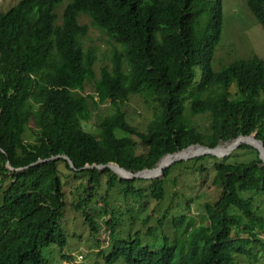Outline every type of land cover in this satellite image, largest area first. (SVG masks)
<instances>
[{
	"label": "trees",
	"instance_id": "trees-1",
	"mask_svg": "<svg viewBox=\"0 0 264 264\" xmlns=\"http://www.w3.org/2000/svg\"><path fill=\"white\" fill-rule=\"evenodd\" d=\"M63 1L19 0L0 11V264H47L42 249L64 248L60 221L68 203L60 164L86 181L83 189L81 183L77 187L79 198L69 203L81 212L84 225L97 230L89 213L92 200L104 202L98 215L112 214L106 221L111 243L107 264H253L252 249L260 243L257 230L264 234V166L252 147L240 148L255 153L246 161H230L233 155L192 160H214L212 184L220 187L221 196L205 203L207 224L193 227L185 216L175 217L174 240L162 233L160 244L143 240L140 228L132 229L135 219L119 237L125 223L117 224L118 213L107 208L108 194L115 191L141 206L147 197L158 204L162 180H122L108 169L74 171L61 158L37 163L65 155L75 169L116 163L141 170L162 154L193 143L214 147L219 140L252 133L264 142V60L237 61L215 72L211 68L221 0H67L58 17ZM245 4L264 29V0ZM81 15L120 47L111 66L97 74L95 51L82 46L88 27L79 23ZM87 81L94 92L84 96L80 92ZM130 96L155 105L144 131L128 121L124 109ZM90 105L107 106L96 124L89 122ZM197 115L209 120L207 127L194 123ZM103 179L104 195L98 199L95 191ZM142 182L148 183L147 195L137 186ZM166 214L164 210L158 220L161 227Z\"/></svg>",
	"mask_w": 264,
	"mask_h": 264
},
{
	"label": "rangeland",
	"instance_id": "rangeland-1",
	"mask_svg": "<svg viewBox=\"0 0 264 264\" xmlns=\"http://www.w3.org/2000/svg\"><path fill=\"white\" fill-rule=\"evenodd\" d=\"M207 1L214 2L215 0ZM18 2L19 0H0V11L5 12ZM66 4L67 0H64L56 9L58 17L62 15V10ZM220 8L221 29L211 61L212 70L214 72L218 71L237 61H246L253 58L264 60V29L247 9L245 0H221ZM201 18L204 20L206 17L202 15ZM78 21L88 27L87 35L82 39V46L84 49L91 48L95 51L96 60L93 67L97 74L101 67L111 66L112 54L115 50L120 52V47L111 41L104 32L92 27L90 19L86 16L81 15ZM93 92V84L87 81L80 93L86 96L93 94ZM234 92L235 88L232 86L230 93L234 94ZM106 108V105H90L91 117L89 122L98 123L105 116ZM154 109L155 105L146 104L141 98L130 96L124 110L129 123L139 131H144L152 118ZM194 123L203 129L207 127L209 120L204 115H197L194 116ZM242 146L230 152L225 158L233 155L230 161L253 159L255 156L254 151L240 149ZM214 158L217 160L224 159ZM193 159L182 161L184 163L179 165L175 164L180 162L172 164L156 178L163 181L164 191L163 199L158 204L147 197L145 200L148 203L141 206L132 201L130 196L123 200L116 191L108 194L110 206L107 209L118 213L117 224L125 223V226H120L122 233L118 235L119 237H123V234L128 231L131 219L137 221L132 229L140 228L143 240L157 244L162 243V233L168 237L170 242L174 240L175 231L172 219L175 217L185 216V219L190 221L193 227L207 224L205 203L213 204L217 201L221 196V189L219 186L212 184L214 177L212 164L214 160L206 158L199 162H192ZM201 164L204 166L203 170H200ZM171 167L173 168L170 174L165 178L164 172ZM59 171L64 176L62 181L67 194L66 203H68L60 221L66 244L62 249L57 245L46 247L41 250L42 256L46 259L47 264H107L104 256L111 252V243L109 239L110 229L106 225V221L112 214L103 213L98 215L97 213L105 206L104 202L101 200L96 201V199L90 201L88 205L92 210L89 213L97 224L96 232L90 230L88 225L83 224L84 217L81 212L75 213L70 207V204H73L79 198L78 193L81 191L80 189L77 190V187L81 183L80 188L83 189L86 181L82 182L81 179H75L63 164L59 165ZM104 182L103 179L101 188L95 191L98 199L104 195ZM137 186L144 189L146 195L149 193L147 190L148 183L142 182ZM256 200L260 209H263L259 199ZM164 210H167V214L162 222L163 227H161L158 225V220ZM114 217L116 218V215ZM142 222H144L143 225H141ZM149 228L153 230L152 233L149 232ZM257 235L260 243L253 246L252 251L255 256L251 259V262L253 264H264V234L257 230ZM79 256H82L83 259L79 260ZM112 264L127 263L118 260Z\"/></svg>",
	"mask_w": 264,
	"mask_h": 264
},
{
	"label": "water",
	"instance_id": "water-1",
	"mask_svg": "<svg viewBox=\"0 0 264 264\" xmlns=\"http://www.w3.org/2000/svg\"><path fill=\"white\" fill-rule=\"evenodd\" d=\"M239 138H251L252 139V143H243V142H240V143H237L235 145H233L225 154H223L222 156H217V154H215V151L218 149V147L220 146L221 143H226V142H230V141H234V140H237ZM242 145H247V146H250L252 148H254L257 152H258V158L260 160V166H264V161L262 160V156H264V142L257 139L256 138V133H252L250 135H247V136H244V135H239L233 139H229V140H219V142L214 146V147H210V146H207L203 143H193V144H190L188 145L187 147L185 148H182V149H179L177 151H175L174 153H164L161 155V157L156 161V163L151 166V167H148V168H144V169H141V170H132V169H125L121 166H119L118 164L116 163H107V164H86L84 165L83 167L79 168V169H75L74 168V165L70 159L69 156H65V155H58V156H55L53 158H50V159H44V160H39L37 161V163H40V162H45L47 160H55V159H63L65 161H67L68 165L70 168H72L74 171H82V170H87V169H97V170H110L111 172H113L115 175H117L119 177V179H122V180H135V179H138V180H154L156 179L158 176L156 177H153V178H145L142 176V173L144 172H149V171H152L154 169V167L156 166V164L165 156H170V155H174L176 153H180L184 150H188L190 148H193V147H197L198 148V153L192 155V156H189V157H186V158H176L174 160H172L170 163L166 164L160 175L163 173V170L168 168L169 166H171L172 164L176 163V162H182V161H187V160H190V159H193V158H198V157H202V156H213V157H218V158H225L227 157L230 152H232L233 150L237 149L238 147L242 146ZM33 164H30L29 166H32ZM6 167L9 171H15L8 163L6 164ZM27 168V167H26ZM23 169H16V171H21ZM118 171H122L126 174V176H119L117 174Z\"/></svg>",
	"mask_w": 264,
	"mask_h": 264
},
{
	"label": "bare ground",
	"instance_id": "bare-ground-1",
	"mask_svg": "<svg viewBox=\"0 0 264 264\" xmlns=\"http://www.w3.org/2000/svg\"><path fill=\"white\" fill-rule=\"evenodd\" d=\"M240 142H243V143H252V139L251 138H239L237 140H235L232 144H230L226 149H223V148H218L216 151H215V154H217V156H222L223 154H225L233 145L237 144V143H240ZM198 153V148L196 147L195 150H191L190 152L188 153H185V152H180L176 155H170V156H166L165 158H163L162 162H161V165L158 169L154 170V171H151V172H144L142 173V176L145 177V178H153V177H156L158 175H160L163 167L170 163L172 160L176 159V158H186V157H189V156H192L194 154ZM262 160L264 161V156H262ZM117 174L119 176H126V174L122 171H118Z\"/></svg>",
	"mask_w": 264,
	"mask_h": 264
}]
</instances>
